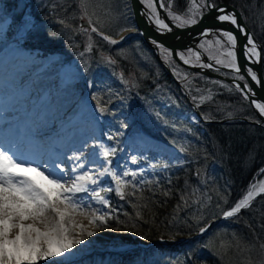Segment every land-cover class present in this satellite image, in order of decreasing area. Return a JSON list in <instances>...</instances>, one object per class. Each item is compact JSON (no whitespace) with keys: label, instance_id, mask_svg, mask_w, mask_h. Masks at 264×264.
Listing matches in <instances>:
<instances>
[{"label":"rangeland","instance_id":"374dc122","mask_svg":"<svg viewBox=\"0 0 264 264\" xmlns=\"http://www.w3.org/2000/svg\"><path fill=\"white\" fill-rule=\"evenodd\" d=\"M163 2L166 7L171 2L172 11L183 16L188 9L190 0H163ZM53 5H55L54 10ZM21 10L33 14L36 30L34 38L27 41L21 40L18 46L17 25L12 23V19ZM88 11L90 14L95 13L93 20L99 19L96 26L105 34L108 33L116 39L117 44H109L102 37L93 33L92 51L85 52V46L88 43L87 35L73 30L78 29L81 25L84 27L88 25L86 20L79 19V10L75 0H0V47L2 46L0 49V141L12 138V136L14 139L17 138L20 126L32 119L33 114L46 113L47 126L42 129V135L38 138L40 147L28 144L22 147L26 153H36V158L48 162L49 155L44 154L41 157L39 153L42 150L46 152L50 141H57L54 155L51 158L56 163H60L57 157L62 155L68 173L66 179H71L73 178L71 168L74 162H69L68 157L77 148L84 153L85 160L89 161L82 171H87L89 168L102 171L104 164L90 162L92 159L103 161L102 156L92 157L90 155L93 151L94 140H98L109 148L117 149L115 155L110 158L116 162L115 165H109L112 169H116L119 173H123L126 169L143 170L142 176L137 177V180L144 181V184L141 185L142 191L148 190L151 186L160 187L162 181L167 184L169 172L191 162L194 165L193 176L197 177L198 182L194 184L191 182V185L189 182L190 168H184L183 172H186L188 176V180L186 179L183 183L186 192L184 190L180 194V186L177 182H174V186L169 191L174 195L179 192L177 206H179V211L184 210V213L182 212L184 215H180L177 211L168 220L170 226L180 227L177 231L184 228L183 230L190 234L196 228L198 230L206 220L219 215L220 210L216 208L218 202L223 208L229 206L246 193L254 179L264 180V175L257 176L258 170L253 173L245 190L239 188L241 181L237 182L236 180L235 184L232 183L233 181L227 180L226 184L219 186V189L213 187L212 181L216 175H213L212 172H205L206 168L202 166L205 165L206 160L200 159L210 156V154L208 150L206 152L202 146L194 143V137L190 140V133L193 134L194 130L187 124L192 123L196 128L201 127L204 123H209L198 109V100L195 103L192 101L190 90L192 89L191 92L196 97L210 95L211 100L205 103L218 104L220 106L217 108L220 111L218 115L226 116L223 121L240 119L250 124L263 126L264 122L253 123L260 119L250 103L233 85L215 78L212 79L218 80L219 83H216L217 81H201L195 85L193 78L200 74L191 73V70L178 64L161 47H159L160 60L155 61L152 58V50L147 48L138 37H130L122 41L121 35L124 32L131 35L138 31L129 0H91ZM242 12L246 24L262 45V60L264 61V0H253L252 3L245 4ZM57 18L64 19L71 27L63 28L56 22ZM84 22L86 25L82 24ZM49 33L53 35L49 36ZM216 39L217 36L205 38L200 42V47L203 45L201 48L209 57L222 60L226 64L229 58L226 56L225 49L216 45ZM193 51L195 52V50ZM81 53L84 55L81 56ZM183 54L189 60L197 61L195 55L189 54L188 49L183 51ZM154 56L158 58L155 54ZM106 57H111L115 63H106ZM161 66L165 70V67L168 66L178 81L175 83L180 92L166 82ZM68 70L75 73L71 79H69ZM145 70H148V75L145 74ZM223 73L226 74V72ZM136 75L140 78V83L135 81ZM226 76L235 77V73H227ZM149 78L154 84L151 94L145 98L134 93L138 87L142 88L141 83H145V79ZM220 88L225 89L227 102L215 99L214 93ZM94 93L98 97L102 96L103 100L108 103L109 112H107L105 121L109 119L111 124L118 127L119 132L113 129L112 125L104 127L102 115L95 112L96 101L92 98ZM236 93L240 99L248 102L252 113H248L246 106L236 100ZM15 103L17 104L15 105ZM13 105L14 108H12ZM244 111L250 114V118L241 116ZM93 114L96 117L95 120L92 118ZM76 117L77 119H75ZM109 121L107 122L109 123ZM122 123L133 125L135 129L126 131V128L121 126ZM49 131L52 136H48V138L44 134ZM109 137L114 138L109 139ZM85 140L87 146H82ZM116 140H123L121 147L118 146L119 142ZM181 146L186 148L187 152H180ZM95 151L98 154L100 149L97 147ZM132 156L137 157L135 164L132 163ZM261 160L262 158L258 161ZM262 168L264 166L260 169ZM198 171L199 176L196 175ZM247 172L249 169L244 170L243 175H246ZM29 175L38 183L49 186L38 173H29ZM169 184H172V181ZM208 186L215 194H218V199L214 203H210V206L201 208V203L209 204L207 197L203 196L205 188ZM108 187L115 188L111 176L102 177L98 186H91L92 190L96 191ZM128 190L131 191V188ZM194 191H197L200 198H196L192 204H200L190 212V193ZM106 193H112L115 198H120L115 191L102 194L105 196ZM236 193L239 194V197L237 194V198L231 199ZM76 195L78 198L86 197L90 200L91 192L77 193ZM181 196L185 197L187 205L181 200ZM221 197H227L226 205ZM254 201L256 205L258 198ZM91 203L94 208H103V205L95 201H91ZM103 210L109 211L107 208ZM247 212L249 216L246 215L242 218L243 222L239 227L232 226L233 229H231L229 224L222 223L221 227L217 225L218 227H214L210 234L200 240L190 239L191 244L187 255L189 254V257L193 259L207 254L220 264H241L247 259L249 253L236 249L234 236L241 242V249L246 244L252 243L254 239L252 229L260 236L261 240H264V229L259 227L260 224H264V217L261 215L262 208H252ZM201 215L204 218L199 224L195 223L196 217ZM75 218L87 226V220L82 215H77ZM189 234L179 235L174 239L160 236L158 240H147L140 239V235L132 230L108 226L107 229L97 230L94 237L86 238L84 245L77 246V249H80L79 252H76V249L73 252L86 254L88 248H93L94 250L91 252L104 251L102 253L104 255L123 251L132 246L138 247L136 251H139L144 248L149 249L157 242L170 245L178 241L187 243L189 237H193V234ZM221 241L233 244V248L223 256V261L214 254ZM251 255L254 260L258 259V249L252 251ZM73 256L75 255L71 257ZM91 256L93 255L88 253L74 264H117L120 261L119 256L105 255L101 258ZM149 258L147 257L146 261L142 260L143 264H160L157 258ZM59 259L53 257L49 261H40L38 264H56ZM162 264H166L165 261Z\"/></svg>","mask_w":264,"mask_h":264},{"label":"snow or ice","instance_id":"6c2138e0","mask_svg":"<svg viewBox=\"0 0 264 264\" xmlns=\"http://www.w3.org/2000/svg\"><path fill=\"white\" fill-rule=\"evenodd\" d=\"M75 2L79 10V19L82 21L86 20L88 25L87 27L81 25L78 29L73 30L87 35L88 43L85 46V52L92 51L94 46L93 33L102 37L109 44L115 45L118 43L116 39L105 34L96 26L99 23V19L97 18L94 21L93 16L95 13L90 14L88 11L91 0H75ZM140 2L144 5L142 14L147 15L149 22L156 25L157 31H172L164 19L161 18L160 12L157 10L156 0H140ZM159 7L164 9L178 28L199 24L204 15L212 10L218 13L215 17L216 21L221 24L228 23L234 27L235 32L223 28H205L202 35L213 34L217 36L215 43L226 51V56L229 59L225 66L234 70V82L235 79L244 82L242 88L240 84H235V89L243 94L245 100H249L250 96L253 97L250 99V104L255 106L261 116H264V102H257L254 98L255 93L252 86L245 79V75L240 74L235 51L238 44L236 33L238 32L246 39L243 55L253 64L261 60V52L259 51L261 45L255 41L253 34L246 29L245 24L239 22L237 12L235 10L227 11L225 7L219 6L215 0H190L188 9L183 16L171 10V2L166 7L163 0H160ZM52 8L54 10L55 5ZM240 17L243 18L242 11L240 12ZM56 22L62 25L63 28L71 27L64 19L57 18ZM12 23L17 25L18 46L21 40L27 41L35 37L36 25L33 22L32 13L21 10L13 17ZM49 36H52V33H49ZM123 38L121 36V39ZM152 42L156 44V41ZM158 46L171 55V52L168 49H164L163 45ZM188 52L190 55H195L196 60L200 61L201 53L199 51L194 52L192 49H188ZM83 55L84 53H81V56ZM177 55L180 56V59L185 64L190 63L183 53H177ZM105 62L114 64L115 60L111 57H106ZM216 63L224 64L225 62L217 59ZM201 66L212 67L211 64H201ZM85 71H87V68H85ZM245 71L251 81L257 85L264 86V82L258 78L257 73L251 67H246ZM68 73L69 79L75 76V73H71V70H68ZM121 79H123V76H121ZM216 83L219 82L217 81ZM92 98L96 101L95 112L101 115L109 112L108 103L103 100L102 96L98 97L94 93ZM192 99L193 101L198 100L199 105L211 100V96H192ZM92 118L93 120L96 119L94 114ZM256 123H260V121L257 120ZM46 126V113L33 114L32 119L20 126L17 138H5L0 141V264H38L40 261H49L53 257L60 258L56 264H67V259L75 254L73 250L76 249V252H79L80 249H77V246L84 245L86 238L94 237L97 230L107 229L109 221L112 219L120 223L119 218L113 215L116 210L111 208L109 200L102 194L105 192L115 191L121 200L128 201L135 210V218L137 220L144 219L139 209L147 207V205L137 204L130 199V197H137L138 192L141 193L138 199H143L141 185L144 184V181L142 179L137 180V177L143 174L142 169H126L123 173L112 169L109 166L111 163L110 158L115 155L117 149L109 148L98 140H94L93 151L90 155L92 157L102 156L103 161L92 159L90 162L104 164L102 171H97L93 168L82 171L89 161L85 160L84 153L77 148L68 157L69 162H74L71 168L73 178L66 179L68 173L64 166L62 155L57 157L60 163H56L51 158L54 155L57 141H50L46 152L42 150L39 153L41 157L44 154H48V162L36 158V153H26L20 143V141L27 140L30 145L39 148L40 141L38 138L42 135V129ZM121 126L127 128L129 125L122 123ZM113 138L109 137V139ZM82 146H87L86 140L83 141ZM97 147L100 149L98 154L95 151ZM179 151L187 152V149L181 146ZM131 160L135 164L137 157L132 156ZM29 173H38L47 181L50 187L38 183ZM196 175H200L199 171ZM262 175H264V168L260 169L257 174V176ZM106 176H111L115 188L108 187L101 188L98 191L92 190L91 186H98L100 178ZM129 188H131V191L128 190ZM89 192H91L90 200L86 197L78 198L76 195L77 193ZM164 194L168 195V193ZM261 194H264V180L254 179L246 193L228 210H224L219 202L216 204V208L220 210L224 218L234 217L241 213L242 210L252 209L253 201ZM221 199L225 205L228 203L227 197H221ZM181 200L187 205V200L184 196H181ZM207 200L209 204L201 203V208L210 206L211 197H207ZM91 201L103 205V208L92 207ZM104 208L109 209V211H104ZM77 215H82L87 220V226L75 218ZM125 215L129 216L130 219L132 218L128 212H125ZM261 215L264 217V213H261ZM203 218V215L196 217L195 223L199 224ZM249 227L251 226L249 225ZM259 227L264 229V224H260ZM207 228L208 224L199 227V233H204ZM252 231L253 242L246 244L243 249L240 248L241 242L239 239L234 236L236 249L249 253L247 259L242 261L241 264H264V240H261L254 229ZM144 238V236H140V239ZM170 238L174 239V237ZM231 248H233L231 242L221 241L219 248L214 254L218 255L223 261V256L227 255L228 250ZM221 249L223 251H220ZM257 249L258 259L254 260L251 253Z\"/></svg>","mask_w":264,"mask_h":264},{"label":"trees","instance_id":"16d2710c","mask_svg":"<svg viewBox=\"0 0 264 264\" xmlns=\"http://www.w3.org/2000/svg\"><path fill=\"white\" fill-rule=\"evenodd\" d=\"M227 1L238 7L241 11H243L244 5L249 4V2L252 3L253 0ZM151 54L153 55V60L157 61V58L154 56V53L152 52ZM161 69L166 77V82L170 83L177 90H179V87L176 85L175 81L168 75V73L165 69L162 68V66ZM191 73L194 72L191 71ZM145 74H149L148 70H145ZM134 79L137 83L140 81V78L137 75ZM193 79L195 85H198L201 81H218L200 75L195 76ZM140 86L142 88L138 87L137 91H135L134 93H137L139 96H144L145 98L148 97L147 95L151 94L154 88V84L152 83V79L150 80V78L145 79V83H141ZM224 90V88L217 89L214 93L216 95L215 99L218 98L222 99L224 102H227ZM191 91L192 89L190 90V97L192 98L193 93ZM236 95V100L240 101V103L246 106V110L248 113H252V109H250L248 102L244 101L242 98L240 99V96H238L237 93ZM184 101L186 102L185 97ZM193 102L195 103V101ZM111 106L113 107L114 104L112 103ZM218 107H220L218 104L214 105L203 103L198 105V109L202 113L204 119L207 120L209 123H204L201 127L196 128L192 123L187 124L192 130H194L193 134L190 133V140L192 137H194V143H197L202 146L206 152L208 150L210 154V156L200 159L206 160L205 165L202 166L203 168H206L205 172H212L213 175H216L214 181H212V183H214L213 187H218L219 189V186L226 184L227 180L233 181V184H235L236 180L237 182L241 181L239 185L241 187L239 188L245 190L248 182L253 177V173L257 172L262 166H264V126L250 124L240 119L222 121L224 118H226V116L218 115L220 113V111L217 110ZM247 112L244 111L241 116L243 115V117L250 118V114H248ZM106 115L107 113L102 115V118L104 119V127L106 128L112 125L111 127L117 132H119L120 130L118 129V127L111 124L109 119H106L105 121ZM211 120H213V122H211ZM107 121H109L110 124ZM131 129H135L133 125H129L126 128V131H129ZM152 136L157 138L156 135L152 134ZM116 141L119 142L118 146L121 147L123 140ZM175 146L179 147L177 145ZM260 158H262V160L258 161ZM115 163V160L111 159V165H115ZM193 166L194 165L190 162L189 164H186L181 168H176L173 172H169L168 183L165 184L162 181V186H151L148 190L142 191L143 199H138L141 193H137V197H130V199L137 204L147 205V207L139 209L144 217L143 220H137L135 218V210L131 207L128 202L120 200V198H115L114 194L112 193H106L105 197L109 200L111 208L116 210L113 215L118 217L120 221V223H117L115 219H112L109 221V226L117 227L123 230H132L138 233V235L144 236V239L147 240H158L160 236L164 238H175L179 235L189 234L188 231L183 230L184 228L181 231H177V229H179L180 227H177L175 225L170 226L168 220L171 216H173L174 212L179 211V208L177 206V195L179 196V192L180 194L184 192L185 189L183 186L185 185H183V183H185L184 181H186V179L188 180L186 172H183L184 168H190V184L191 182H193L192 184L198 182L197 177L193 176ZM248 169L249 172H247L246 175H243L244 170L246 171ZM171 181L172 184H169ZM174 182H177L180 186V190L176 195L169 192L171 191L170 188L174 186ZM211 187L208 186L205 188V193L203 194V196L204 198L210 196V203H214L218 199V194H215V192L212 191ZM164 193H168V195H165ZM237 194L238 193H236L231 199L234 200L235 198H237ZM198 197L199 194L197 193V191L190 193V212L193 211L194 207H199L200 203H197L195 205L192 204L193 201H195V199ZM252 208H262L264 213V195L258 197V203H256V205L254 201V203L252 204ZM247 211L248 210H244L242 211V214L239 217L222 223L229 224V226H231L229 228L231 229H233L232 226L239 227V225L243 222L242 218L246 215L249 216V213ZM125 212L130 213L132 218L130 219L129 216H126ZM182 212L184 213V210H181L178 213L183 216L184 214ZM222 223H220L218 226L221 227ZM216 226L217 225H215L214 227ZM196 230L197 228L194 232H190L189 235L195 233ZM210 232L211 230L208 234H210ZM198 240H200V238H196V241ZM190 244L191 241L182 244L179 248L171 246L172 244L168 247H164L160 244H155L154 246L146 250L132 251L128 253L119 254H94L91 257L101 258L105 255L119 256L120 261L117 264H143L144 261H146L145 259L147 257H150L149 259L157 258L160 261V264H162L163 261H165L166 264H220L211 255L207 254L192 259L191 257H189V254L187 255L188 249L190 248Z\"/></svg>","mask_w":264,"mask_h":264},{"label":"water","instance_id":"95a60500","mask_svg":"<svg viewBox=\"0 0 264 264\" xmlns=\"http://www.w3.org/2000/svg\"><path fill=\"white\" fill-rule=\"evenodd\" d=\"M129 2H130L135 25L137 29L140 31L139 34L137 35H140L151 48L157 51L158 58H159V54H158L157 45H163V47L170 50L171 57L173 58V60H175L178 64H180L184 68H187L203 76L225 81L233 85L234 87L236 83L240 84L241 88L243 87V81L235 79V82H234L233 77L231 76L229 77V76H226L218 72V71H225V72L234 73L233 69H230L228 67H224L221 65H216L214 60L208 57V55H206L198 46V42L200 39L204 37H209L212 35V34L202 35L205 28H212V29L223 28L226 30L234 31V32L236 31L234 27L231 26L230 24L228 23L221 24L218 21H216L215 17L218 13L215 10H212L208 14L204 15L201 22L197 25H192L186 28H178L175 26L173 21L168 17L164 9H161L159 7L160 0H156L157 10L160 12L161 18L164 19L165 23H167L169 27L172 29V31L170 32H159L157 31L156 25L154 23L149 22L147 15L142 14L144 11V5L140 2V0H129ZM218 5L221 7H225L227 11L235 10L237 12L239 22L241 24H245L246 29L253 34V32L250 30V28L246 24L244 17L243 18L240 17L241 11L237 7L233 6L232 4L228 2H221ZM85 23L86 22L82 24L86 25ZM236 34L238 36V44H237L235 51L237 55V63H238V66L240 67V74L245 75V79L248 80V82L252 86L253 91L255 93L254 98L258 102H264V86L257 85L255 82L251 81V78L247 76V73L245 71L246 67H251L257 73L258 78L261 79L262 82H264V72H263V64H262V45L253 34L255 41L261 45V48L259 49V51L261 52V60L260 62L253 64L243 55V48L246 43V39L238 32ZM152 41H156V44L152 45L153 43ZM190 48L195 51H199L201 53L203 60L205 61L204 64L209 63L212 65V67L206 68L202 66H197V65L192 64L191 61L190 63L185 64L183 60L180 59V56L177 55V53L183 52ZM165 68L168 74L176 82H178L172 75L168 66H166ZM217 69L219 70L217 71ZM251 98L253 97L250 96V99ZM250 99L247 100L249 103H250ZM254 112L257 115V117L260 119V122H264V118L258 113L256 109H254ZM253 123L260 124L256 122H253Z\"/></svg>","mask_w":264,"mask_h":264},{"label":"bare ground","instance_id":"6f19581e","mask_svg":"<svg viewBox=\"0 0 264 264\" xmlns=\"http://www.w3.org/2000/svg\"><path fill=\"white\" fill-rule=\"evenodd\" d=\"M125 33V32H124ZM123 33V34H124ZM209 37H211V36H209ZM204 39V38H203ZM202 41V39H200L199 40V42H198V46L200 47V42ZM200 49L202 50V48L200 47ZM203 51V50H202ZM196 52V51H195ZM204 52V51H203ZM205 53V52H204ZM206 54V53H205ZM207 55V54H206ZM209 57V56H208ZM185 58H187V57H185ZM196 58V57H195ZM211 59H213L214 60V62H215V64L216 65H221V66H224V67H226L225 66V64H217L216 63V60L217 59H215V58H212V57H210ZM188 59V58H187ZM191 61V60H190ZM192 62V64H194V65H197V66H201V64H204V60H203V58H202V56H201V58H200V61H191ZM206 64H209V63H206ZM263 72H264V69H263ZM230 77V76H229ZM231 77H233V76H231ZM234 78V77H233ZM244 83V82H243ZM237 84V83H236ZM242 94V93H241ZM243 95V94H242ZM258 102V101H257ZM17 103H15V105H16ZM251 105V104H250ZM252 107L255 109V106L254 105H252ZM12 108H14V105L12 106ZM24 108V110H26L25 109V107H23ZM257 110V109H256ZM258 111V110H257ZM25 112V111H24ZM23 112V113H24ZM258 113H259V111H258ZM77 117H79V116H77ZM77 117L75 118V119H77ZM263 118H264V116H262ZM228 120H230V119H226L225 121H228ZM245 121V120H244ZM12 132V131H11ZM9 134H10V132H8ZM51 134V131H49V133H47V134H44V136H46V137H51L52 135H50ZM54 134H57V133H54ZM48 137V138H49ZM12 138L14 139V137L12 136ZM159 138V137H158ZM20 143H21V145H22V147H24V146H26V145H28L29 143L27 142V140H23V141H20ZM224 210H227V208L226 207H224L223 208ZM242 214V211H241V213H239L237 216H234V217H230V218H224L223 216L222 217H220L219 219H218V222H217V224L216 225H219L220 223H222V222H227L228 220L230 221V220H232V219H235V218H237V217H239L240 215ZM211 219H213V218H211ZM208 220H210V219H208ZM207 221V220H206ZM214 226L215 225H212L211 226V228L209 229V231L210 230H212L213 228H214ZM209 233V232H208ZM196 234H199V231H196L195 233H193V236H195ZM196 237V236H195ZM205 237V236H204ZM196 238H203V237H196ZM189 241H190V237H189ZM182 244H184V242H182V241H178V242H175V243H172V245L171 246H173V247H180ZM136 248H138V247H136V246H132V247H130L129 249H126V250H128V251H133V250H138V249H136ZM92 250H94L93 248H88L87 249V253L85 254H82L83 252H81V254L80 253H75L74 255L75 256H73V257H71L70 259H68L67 260V264H74L75 262H78V261H80V259L81 258H83V257H85L88 253L89 254H92ZM140 250H146L145 248L144 249H140ZM99 252H102V251H99ZM104 252V251H103ZM80 255V256H79ZM77 256H79L78 258H76Z\"/></svg>","mask_w":264,"mask_h":264},{"label":"flooded vegetation","instance_id":"af4514ba","mask_svg":"<svg viewBox=\"0 0 264 264\" xmlns=\"http://www.w3.org/2000/svg\"><path fill=\"white\" fill-rule=\"evenodd\" d=\"M225 1H227V0H215V2L217 3V4H219V3H221V2H225ZM172 10V9H171Z\"/></svg>","mask_w":264,"mask_h":264}]
</instances>
